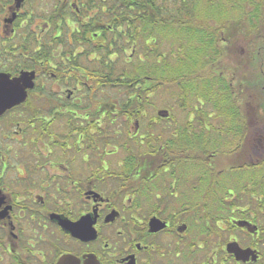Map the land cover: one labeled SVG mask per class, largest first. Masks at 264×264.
<instances>
[{
	"label": "flooded vegetation",
	"instance_id": "af4514ba",
	"mask_svg": "<svg viewBox=\"0 0 264 264\" xmlns=\"http://www.w3.org/2000/svg\"><path fill=\"white\" fill-rule=\"evenodd\" d=\"M104 4L0 0V76L31 83H22L25 101L0 114V264H55L64 254L80 264L87 255L99 264H264L259 209L213 152L184 151L195 136H183L182 121L169 111L145 121L75 111L118 32ZM234 139L243 149L247 137ZM232 243L256 260L237 259Z\"/></svg>",
	"mask_w": 264,
	"mask_h": 264
},
{
	"label": "trees",
	"instance_id": "16d2710c",
	"mask_svg": "<svg viewBox=\"0 0 264 264\" xmlns=\"http://www.w3.org/2000/svg\"><path fill=\"white\" fill-rule=\"evenodd\" d=\"M104 7L108 23L118 32L104 46L102 72L94 71L85 80L84 106L75 111L79 114L85 109L90 121L160 120L164 118L157 116L161 109L147 118L149 106L155 108L151 99L157 92L177 88L180 93H171L185 112L187 105L182 101L192 97L199 107L193 106L187 115L198 120L199 134L184 124L183 136H195L194 141L184 140V151L187 145H195L200 153L227 156L222 174L224 178L232 175L235 186L241 185L238 196L246 191L249 209H259V222L256 215L252 220L262 232L259 249L264 252V157L258 155L264 153V100L259 105L255 93L252 101H246L247 91L224 78L226 70L238 72L230 63L236 56L250 58L256 48H264V0H105ZM111 51L117 57L110 60ZM203 104L212 112L205 111ZM213 113L220 119L219 129L209 121ZM157 127L153 124L152 130ZM223 132L246 136L244 148L239 149L236 141H232L234 149L229 150L232 143L220 145ZM161 134L153 132L152 136ZM223 149L225 153H220ZM235 153L243 155L237 165V158L231 157ZM247 155L256 161H241ZM223 175L215 181L221 183ZM203 178L201 183L209 182Z\"/></svg>",
	"mask_w": 264,
	"mask_h": 264
},
{
	"label": "rangeland",
	"instance_id": "374dc122",
	"mask_svg": "<svg viewBox=\"0 0 264 264\" xmlns=\"http://www.w3.org/2000/svg\"><path fill=\"white\" fill-rule=\"evenodd\" d=\"M238 42H240V41H238ZM256 49H257V51H256L257 54L255 53V56H253V57L247 58V57L236 56L237 58H235V60L230 61V63L233 64L234 67L237 68L238 72H236L235 74H231L232 71L226 70V72L224 73V78L226 81L231 80L232 84L236 87V89L238 87H241V88H243L242 91H247V94L244 95V99L246 101H252L253 97L256 93L259 95V102L261 103L264 100V90H263V85H264V48L263 49L261 48V50H259L258 48H256ZM249 77H250V79H249ZM164 91L163 92H161V91L157 92L155 97L153 99H151L153 101V106L155 108H153L152 105L149 106V108L147 110V118L155 116L157 109H166L171 113L173 119L182 121L183 124H185V122H187L188 120L191 119V122L192 121L194 122V123L192 122L191 125L195 126V124H197L198 120L194 119L192 114L188 118L189 115H187V112H188V110L190 111L192 108L194 109L193 106H196L197 102L195 103V100L190 96H188L186 99H184V101H182V102L185 105H187V109H188L185 112L180 107L181 101L178 99L177 96H174L171 93V91H176L179 93L181 91H179L177 88H172V87L171 88L168 87ZM166 91H170V93L168 94ZM262 104L263 103H261L259 105L262 106ZM189 107H191V108H189ZM197 107H199V106L197 105L195 108H197ZM202 108H204L205 111H207V112H212L211 111L212 108L210 106H206V104H203ZM193 109H192V111H193ZM209 121H210V123L214 124V127L216 129H219L220 119L218 120V118H215L214 113L212 114ZM194 130H195L194 132L196 134H199V127H198V129L196 127H194ZM231 136H232L231 134L227 135L223 132L221 139L219 140L220 145L223 142H226L227 144L232 143L231 147L229 146V150L234 149L236 146L233 145L232 141L235 142L236 140L234 139V137H231ZM221 152L225 153V149L220 151V153ZM228 156L230 157V155H228ZM239 156H240L239 153H235L234 155H231L232 158H234V157L237 158L235 165L240 164ZM259 156L264 157V153H261V155L259 154ZM226 157L227 156H225L224 154H222L221 156L215 155V159L217 161V164L215 166L218 167V169L223 170L225 168V167H222V165L223 164L226 165V162H227ZM247 159H248L249 164H252L256 161L255 158H251L249 155L244 157V159L242 158L241 161L243 160L245 162Z\"/></svg>",
	"mask_w": 264,
	"mask_h": 264
},
{
	"label": "water",
	"instance_id": "95a60500",
	"mask_svg": "<svg viewBox=\"0 0 264 264\" xmlns=\"http://www.w3.org/2000/svg\"><path fill=\"white\" fill-rule=\"evenodd\" d=\"M27 78L25 77V74L15 80H8L4 76H0V114L3 113L5 110L23 103L27 96V91H25L24 86L31 87V83H27ZM30 82V81H29ZM24 83V86L22 85ZM264 90V85H263ZM168 112L167 110L161 109L157 111V116L159 117H167ZM63 227H65L64 223H61ZM79 223H73V226L76 231L79 229ZM80 230V229H79ZM73 235H77L73 233ZM80 236V235H79ZM229 252H232L235 254V257L237 259L246 261L249 259V256L252 255V260H256L257 255H253V251L251 249H240L236 243L229 244L228 246ZM55 264H80L79 258L71 255V254H64L60 256ZM82 264H99L96 258L93 255H87L85 256Z\"/></svg>",
	"mask_w": 264,
	"mask_h": 264
}]
</instances>
